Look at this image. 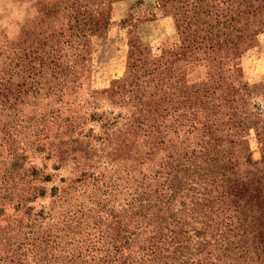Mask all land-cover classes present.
Returning <instances> with one entry per match:
<instances>
[{"label":"rangeland","instance_id":"obj_1","mask_svg":"<svg viewBox=\"0 0 264 264\" xmlns=\"http://www.w3.org/2000/svg\"><path fill=\"white\" fill-rule=\"evenodd\" d=\"M72 1L0 0V264H117L124 229H132L133 239L147 241L163 225L153 216L154 221L148 220L144 210L153 212L152 203L166 189L159 190L155 176L184 167L188 171L202 160L195 149L192 155L188 151L195 138L182 131L188 110L183 101L205 79L196 63H189L196 54L181 48L173 22L186 32L227 34L230 24L215 23L214 14L225 22L235 2L207 8L198 0H85L109 24L106 33L84 47L75 38L84 28L72 23V15L85 2L76 0L72 12ZM249 3V14L236 11L240 25L231 26L256 35L234 46L228 70L250 96V106L243 108L234 95L231 109L238 117L243 109L250 117L258 114L250 118L258 124L246 122L240 129L247 157L256 161L261 156L258 141H264V0ZM193 13L204 22L192 20ZM94 29L101 30L98 24ZM133 38L145 45L144 59L159 60L166 73L180 72L174 92L167 86L158 92L143 83L140 103L122 94L127 41L130 46ZM132 57L142 61L140 55ZM138 74L139 69L133 70L129 80ZM224 96L218 99L221 112L228 110L231 98ZM219 122L226 124L222 116ZM231 122L225 128L229 135L217 136L215 144L233 145L239 139L237 120ZM82 133L89 136L82 139ZM209 159L212 166L217 162ZM163 162L167 170L156 172ZM141 176L146 177L142 183L132 181ZM234 208L227 205L226 225L239 210ZM240 219L239 227L252 221V229L241 232V240L237 228L211 230L220 245L202 255L206 261L224 264L227 255H243L239 264H264V203L256 206L254 218ZM169 238L177 242V234ZM183 242L178 254L186 248ZM192 263L189 255L178 261Z\"/></svg>","mask_w":264,"mask_h":264},{"label":"trees","instance_id":"obj_2","mask_svg":"<svg viewBox=\"0 0 264 264\" xmlns=\"http://www.w3.org/2000/svg\"><path fill=\"white\" fill-rule=\"evenodd\" d=\"M161 1L166 3L169 0ZM61 2L64 3L65 1ZM75 2L76 0L72 1L70 7H68L72 12L75 11ZM83 2L85 3L78 6V8H82L81 11L74 16L72 15V23L79 22L83 26V33L79 37L77 33L75 38L83 40V46L88 47L91 38L100 37L106 33L109 22L107 17L101 16L98 9L94 10L89 7L92 4L87 3L85 0ZM198 2L207 8L213 5L216 8H222L227 2H235L237 6L233 13L227 16L225 22H222L219 16L214 14L213 20L215 23H220L221 26L230 24V29H232L227 34L223 31L214 33L210 30L201 33L186 32L176 27L177 21L173 22L181 48L185 53L188 51L189 54H196L193 57L194 59L188 60L189 63H196V67L200 69L201 78L205 79V82H197L194 90L187 91L188 97L186 95L183 101L188 110L183 113L187 127L182 131L190 138L192 136L195 138L191 141V144L194 145L193 148H189L188 151L191 150L192 155L195 149L196 156L202 158V160L198 162L197 166L192 165L188 171L187 167H184L173 173V175L155 176V183H157L159 190L161 186L166 189L152 203V207L155 209L153 212L146 206H144V210L148 220H151L149 217L153 216L155 222H161L163 225L158 224V230L153 234V238L147 241L142 240L137 235L136 239H133L132 229H124L125 236L121 237L122 242L119 243L120 249H118L122 257L117 261V264H169L171 262L172 264H178L179 259H186L188 255L192 257V264H214V261H206L203 257L207 254L205 252L209 248L213 251L214 247L220 245V239H217L211 233V230L225 228L230 232L234 230L233 228H237L238 230H235L234 233L237 234L236 232L239 231L237 239L241 240L240 233L245 234L252 229V221L239 227L242 221L241 216H246L247 219L254 218L256 206L258 207V204L264 203V141H261V143L258 141L261 152L260 159L250 161L247 157V145L243 140L244 135H240L242 134L240 129H243L244 123L247 122L249 125L258 124L256 119L250 122V118H257L258 114L250 117V112L243 109V112L240 110L238 117L235 114L236 111L231 109V106L235 103L234 95L238 96L243 108L246 105L250 106V96L247 94V88L236 79H233L231 72L228 70L229 56L234 46L250 41L256 35L255 31L234 29L231 26L240 25L241 21V16L239 15L236 18L234 13L244 10L247 16L251 6L249 0H198ZM95 3L98 5L99 2ZM64 9L65 7H63ZM186 14L184 11L181 13V17ZM200 14H202V11H200ZM191 18L194 21L201 20L200 22H204L202 17L200 15L198 17L196 13H193ZM124 23H126V19L121 22L122 25ZM97 24L101 28L100 31L94 29ZM124 27L128 28L130 25L125 24ZM128 33L130 34L129 30ZM132 40L135 41H131L130 46L129 40L127 41L129 48L125 61L123 76L125 82L122 94L124 92L128 93L132 99L140 103L142 97H144L143 94H140L143 83L144 85L152 84L158 92L163 93L166 86L169 87L168 91L174 92L178 84L176 76L180 72L176 74L166 73L159 60L155 58L144 59L148 53L145 45L135 38ZM131 48L134 50H131ZM134 53L141 56V62H139L140 59L132 57ZM204 62L209 66H206ZM136 69H139V74L134 78V82H131L128 75ZM225 93L230 95L231 98L226 103L228 110L221 112L220 110L223 107L221 103H218V99L219 97L226 98ZM205 104L209 105L205 106ZM221 116L224 118L225 125L219 122ZM231 120L232 122L237 120V124L234 126L239 128L237 129L239 139L233 145L221 146L218 143L215 144L214 141L217 136L226 139L229 135L228 129L230 128H225L228 127L226 125ZM189 121L196 122L190 124ZM253 129L257 130L254 127ZM172 133L175 134V132ZM80 136L85 139L89 134L82 133ZM187 158L190 159L191 156ZM209 158L217 161L213 163L215 168L209 164V162H212ZM164 162L161 170L159 168L156 172L167 170ZM144 179L146 177L141 176L139 179H133L132 181L142 183ZM77 181L80 182V180ZM234 203H237V206ZM228 204L239 210H236L234 220L226 225L225 211ZM154 220H151V222ZM131 222V220H126L125 224H131ZM151 222L146 221V223ZM174 233L177 234L176 243H172V238H169L170 234ZM180 240L184 241L183 246L186 245V248L178 254ZM116 248L117 246L113 250ZM240 257H243V255L239 257H229L227 255L224 264H239L238 259ZM112 258L116 257L112 256ZM112 261L115 260L112 259Z\"/></svg>","mask_w":264,"mask_h":264}]
</instances>
